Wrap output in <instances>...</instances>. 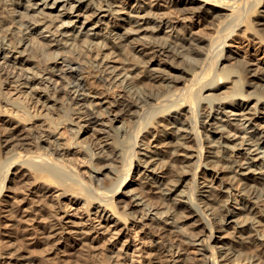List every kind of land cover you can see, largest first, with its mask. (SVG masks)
Masks as SVG:
<instances>
[{
  "label": "bare ground",
  "instance_id": "6f19581e",
  "mask_svg": "<svg viewBox=\"0 0 264 264\" xmlns=\"http://www.w3.org/2000/svg\"><path fill=\"white\" fill-rule=\"evenodd\" d=\"M242 33L264 41V0H0V94H19L0 100V264L33 262L16 226L50 254L70 240L78 264L99 261L102 243L112 264L129 263L137 232L145 264H264V66L234 55ZM220 60L236 61L229 81ZM68 112L97 147L61 141ZM75 145L89 182L70 163ZM60 196L99 223L40 204Z\"/></svg>",
  "mask_w": 264,
  "mask_h": 264
},
{
  "label": "rangeland",
  "instance_id": "374dc122",
  "mask_svg": "<svg viewBox=\"0 0 264 264\" xmlns=\"http://www.w3.org/2000/svg\"><path fill=\"white\" fill-rule=\"evenodd\" d=\"M129 10H131V9H129ZM167 11H169V10H167ZM196 23L197 24L193 26L192 30L198 36H205V31L203 30V27L200 26V24H201L200 21L196 20ZM188 25L190 26V23ZM234 37H235V40H233ZM234 37L229 42V45H230V48H232V50L234 51L233 52L234 55L238 59L242 60L243 62L249 63V64H254V65L257 64L259 66H264V41L259 42V40H260L259 38H255L253 36L251 37L247 33L236 34V36H234ZM221 62H222V60L217 62L215 64V67L219 66L221 68L220 72L223 76V80L229 81L233 78L232 74L235 73L234 71H231L230 69H237L236 61L231 60L230 62L228 61L229 63L223 62V65H225L224 68H223V65H220ZM163 67H164L165 71L169 74H175L176 73L175 70L172 69L167 64H163ZM239 74H240V76H242L240 71H239ZM96 80L97 79L94 76H92V74L88 73L86 81L88 82V84L90 83L89 85L92 86V89L96 92L104 91L105 87ZM250 81L256 82L257 80L254 77H251L250 75H246L245 76V82L246 83L243 84V86H242V90L246 94L249 93V91L253 90L252 85L250 84ZM2 92H4L5 98H3L0 94V100L1 99H7V98H17L19 95V94H15L16 92H13L7 86L3 88ZM116 93H117L116 89L112 90L108 93V97H111V96L113 97V96H115ZM258 93H261L260 90L258 91ZM2 105L3 104L0 101V109H2ZM28 106L31 107L30 104H28ZM33 110H34V108L32 110H30V112H34ZM5 112L8 114L14 113L17 116L25 117V115H23L22 113L19 114L18 112H15L14 109L10 110V108H7ZM76 116L77 115L74 114L73 112H68V117L66 118L67 120H64V122H62L59 125V128L56 130V132L59 131L61 138H62L61 141L67 142V143L75 142V144L80 142L81 145H85V146L89 145L90 147H97V143H96L94 136H92V135L90 136L89 134H85V135L83 134L81 137L75 136L69 130V127H70L69 123L70 122L73 124L77 123L78 119H76ZM55 118H57L56 121H58L59 118L57 115L55 116ZM36 120H37V117L32 118L29 121H25V125H27L28 123H33ZM59 120H61V118ZM262 125H264V121L262 122ZM85 136H86V138L84 139ZM82 139H84V140L82 141ZM41 144H44V143L42 142ZM70 151H71V154L69 156V158L71 159L70 163L80 172L81 177L84 178V180L86 182H89V180H90L89 179L90 178L89 177V167H91V164H90V162L87 161L88 155H87L86 151L80 145H75V148L70 150ZM5 157H6L5 154H1V157H0L1 162H2V160L5 161ZM15 166H16V164L14 165V167ZM68 180H69V182L72 181V180H70V178ZM54 185H55L54 187H56V189H60V187H58L56 184H54ZM59 193H60V190H57L56 194H59ZM6 194H8V193H6ZM69 198H70L69 196L68 197L67 196H60L58 198H47V199H44L42 202H40V204L46 206L48 212H52V213L61 212V209L65 210L64 208L66 206H68L66 208L70 210L69 215H75L76 217H80V220L84 223L83 226H85V227H90L92 225V223H94L95 225H97L99 223L98 218H96V216L93 215L92 212L89 211L87 207L86 208L84 207L86 205H81V204H83V202L80 204H75V203H72L71 201H69ZM61 214H64V213H61ZM120 218H122V220L125 221L124 217L120 216ZM14 228L11 230V232H12V234H14V236L16 238H18V239L20 238L19 241H21V242L18 244V242H19L18 241V242H16V244H18V246L22 245L21 247L23 250V251L21 250L22 252H20V251H18V252H19V254L24 255L25 257L32 259L33 260L32 264H66V263L69 264L70 261H71L70 264H73L75 262L73 260L76 259L77 255L73 256L70 254H66V252L69 253L71 251V247H70L71 241L70 240H68L66 242V244L69 243L68 245H65L66 248L62 245L60 250H57L58 254H55V253L50 254L49 247H52V246H48L46 244H41V245L37 244V246L29 245L28 241L24 239L23 233L20 232V231H22L21 227L16 226ZM1 229H3V228L1 227L0 230ZM19 229H21V230H19ZM17 230H18V232H17ZM1 231L3 233L4 229ZM133 236H134V238H133L134 240L132 241L133 249L130 251V255L126 258V263L129 262L127 264H145L144 262L147 261V258H145V257H147V256L144 254V251H146V249H147L146 247L150 248L149 247L150 241L147 238L142 239V236L138 232L134 233ZM1 237H2L1 239H4L1 243V246L3 245L2 251L4 252V250H5V253H8V254L15 252L17 246L14 244H11V242H9V240L11 238H5V237L3 238L2 234H1ZM22 237L25 240V241H23V243H22ZM106 245H107V243H102V246H101L102 256H101V259L99 261L92 259L90 257L93 261L90 258H87L85 264H112V261L108 260V258H107L108 252L106 249ZM4 246H5V248H3ZM41 249L43 251L45 250L43 254H42V252H39V250L42 251ZM59 252L61 254H59ZM63 252H64L65 256H62ZM15 254H17V251L15 252ZM41 255H43V256H41ZM69 259H70L69 262H65V261H68ZM123 260H124V257L118 258V262H120V264H122ZM26 262H28V261H26ZM74 264H78V263L76 262Z\"/></svg>",
  "mask_w": 264,
  "mask_h": 264
}]
</instances>
